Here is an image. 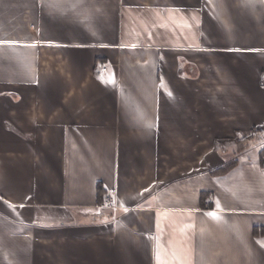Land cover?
Masks as SVG:
<instances>
[{
  "label": "crops",
  "instance_id": "1",
  "mask_svg": "<svg viewBox=\"0 0 264 264\" xmlns=\"http://www.w3.org/2000/svg\"><path fill=\"white\" fill-rule=\"evenodd\" d=\"M263 150L264 0H0V264H264Z\"/></svg>",
  "mask_w": 264,
  "mask_h": 264
},
{
  "label": "trees",
  "instance_id": "2",
  "mask_svg": "<svg viewBox=\"0 0 264 264\" xmlns=\"http://www.w3.org/2000/svg\"><path fill=\"white\" fill-rule=\"evenodd\" d=\"M263 153H264V150H263ZM233 165H234V163H233V164L226 165V166H223V167H220V168H217V169H215V170H212L211 173H212V174H215V175H217V174H221V173H224V171H227V170L230 169Z\"/></svg>",
  "mask_w": 264,
  "mask_h": 264
},
{
  "label": "built area",
  "instance_id": "3",
  "mask_svg": "<svg viewBox=\"0 0 264 264\" xmlns=\"http://www.w3.org/2000/svg\"><path fill=\"white\" fill-rule=\"evenodd\" d=\"M107 69H108V66H107V65H102L101 68H100L98 71H96V75H101V74L105 73ZM262 167H263V169H264V162H263V164H262ZM108 203H110V202H109V201H105V202L102 204V206L104 207V206L107 205Z\"/></svg>",
  "mask_w": 264,
  "mask_h": 264
},
{
  "label": "rangeland",
  "instance_id": "4",
  "mask_svg": "<svg viewBox=\"0 0 264 264\" xmlns=\"http://www.w3.org/2000/svg\"><path fill=\"white\" fill-rule=\"evenodd\" d=\"M201 168H206V167H208V166H206V165H202V166H200Z\"/></svg>",
  "mask_w": 264,
  "mask_h": 264
}]
</instances>
